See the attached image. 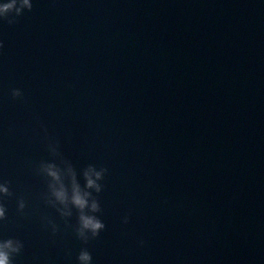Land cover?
<instances>
[{
    "label": "water",
    "instance_id": "water-1",
    "mask_svg": "<svg viewBox=\"0 0 264 264\" xmlns=\"http://www.w3.org/2000/svg\"><path fill=\"white\" fill-rule=\"evenodd\" d=\"M32 4L0 22L13 264H264V0ZM62 161L106 169L87 244L45 202L39 165Z\"/></svg>",
    "mask_w": 264,
    "mask_h": 264
},
{
    "label": "clouds",
    "instance_id": "clouds-1",
    "mask_svg": "<svg viewBox=\"0 0 264 264\" xmlns=\"http://www.w3.org/2000/svg\"><path fill=\"white\" fill-rule=\"evenodd\" d=\"M32 0H3L0 3V22L8 25H13L17 22V18L25 12L32 11ZM3 45L0 44V47ZM13 99L20 98L22 92L19 89L11 90ZM50 151L53 156H56V150L50 146ZM67 164V173L64 172V167L61 168L54 162H42L38 168V174L43 175L47 180V194L45 202L56 209L61 218L72 216L74 209L77 214V223L75 227L76 237L87 244L90 239H95L100 232L105 228V224L96 215L101 211L99 202L96 196L102 190L99 183L103 179L106 169L100 168L97 170L94 166L88 165L80 173L78 179L76 171L71 164ZM83 180V185L80 183ZM7 182L0 184V196H11ZM25 203L21 199L18 201L17 210L23 211ZM6 209L0 204V221L6 219ZM123 223H128V218L125 217ZM56 231L53 225V232ZM143 243V242H141ZM23 248L20 240L7 238L0 239V264H13V258L18 255ZM77 264H92L91 253L87 248H82L77 254Z\"/></svg>",
    "mask_w": 264,
    "mask_h": 264
}]
</instances>
